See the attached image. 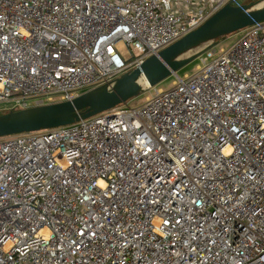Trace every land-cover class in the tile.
I'll return each mask as SVG.
<instances>
[{
    "label": "built area",
    "instance_id": "2783aa9c",
    "mask_svg": "<svg viewBox=\"0 0 264 264\" xmlns=\"http://www.w3.org/2000/svg\"><path fill=\"white\" fill-rule=\"evenodd\" d=\"M228 3L0 0V113L110 87ZM236 35L138 106L1 137L0 264H264V21Z\"/></svg>",
    "mask_w": 264,
    "mask_h": 264
},
{
    "label": "water",
    "instance_id": "95a60500",
    "mask_svg": "<svg viewBox=\"0 0 264 264\" xmlns=\"http://www.w3.org/2000/svg\"><path fill=\"white\" fill-rule=\"evenodd\" d=\"M255 4H226L201 26L121 75L110 87L100 86L71 100L1 114L0 138L71 125L126 104L142 91L140 79L154 88L212 47L217 39L264 21V5L255 7ZM202 45L194 55L183 58Z\"/></svg>",
    "mask_w": 264,
    "mask_h": 264
},
{
    "label": "rangeland",
    "instance_id": "374dc122",
    "mask_svg": "<svg viewBox=\"0 0 264 264\" xmlns=\"http://www.w3.org/2000/svg\"><path fill=\"white\" fill-rule=\"evenodd\" d=\"M239 4L242 5V0H238ZM252 2L256 3V6H263L264 5V0H252ZM237 40V35L232 34L229 35L227 37H225L224 39H221L220 41H218L215 44V49L218 52L220 49H227L229 48L235 41ZM204 45H202L199 49H193L192 51L186 53L183 58H187L190 57L192 55H194L197 51H199ZM116 47L118 49V51L123 55L124 58L128 57V53H127V49L126 47L122 44V43H117ZM200 64L199 59L196 58L193 61H191L190 63L186 64L185 66H183L181 69H179L175 75H171L169 76L167 79L163 80L161 83H159L157 86H155L154 88H150V90L147 92H140V94L134 98L128 101V105L129 106H138L140 105L143 101L145 97L150 96L151 94L154 93V89L155 90H161V91H166L168 89H170L172 87V83L174 81H176V76L183 78L185 75H192L194 74L196 67ZM1 114V113H0Z\"/></svg>",
    "mask_w": 264,
    "mask_h": 264
},
{
    "label": "trees",
    "instance_id": "16d2710c",
    "mask_svg": "<svg viewBox=\"0 0 264 264\" xmlns=\"http://www.w3.org/2000/svg\"><path fill=\"white\" fill-rule=\"evenodd\" d=\"M249 3H253L252 2V0H242V5L243 4H249ZM255 3V2H254ZM225 38V37H224ZM224 38H220V39H217L216 41H215V43H217L218 41H220L221 39H224ZM1 115V114H0Z\"/></svg>",
    "mask_w": 264,
    "mask_h": 264
},
{
    "label": "snow or ice",
    "instance_id": "6c2138e0",
    "mask_svg": "<svg viewBox=\"0 0 264 264\" xmlns=\"http://www.w3.org/2000/svg\"><path fill=\"white\" fill-rule=\"evenodd\" d=\"M231 151H232V149H227V150H226V154H230ZM99 183L101 184V186H103V181H102V180L99 181ZM165 223H167V220H165ZM177 223H178V222H177ZM81 235H83V233H81ZM189 247H190V245H189Z\"/></svg>",
    "mask_w": 264,
    "mask_h": 264
},
{
    "label": "bare ground",
    "instance_id": "6f19581e",
    "mask_svg": "<svg viewBox=\"0 0 264 264\" xmlns=\"http://www.w3.org/2000/svg\"><path fill=\"white\" fill-rule=\"evenodd\" d=\"M139 83L142 87H147L148 85L146 84L145 80L144 79H140L139 80Z\"/></svg>",
    "mask_w": 264,
    "mask_h": 264
}]
</instances>
